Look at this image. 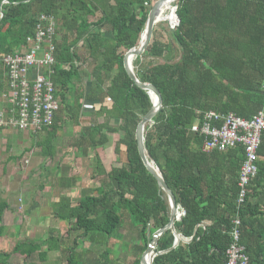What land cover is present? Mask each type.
<instances>
[{
	"label": "trees",
	"instance_id": "16d2710c",
	"mask_svg": "<svg viewBox=\"0 0 264 264\" xmlns=\"http://www.w3.org/2000/svg\"><path fill=\"white\" fill-rule=\"evenodd\" d=\"M154 1L0 0V55L13 54L25 46L26 38L34 34L39 15L52 16L56 23L52 40L55 62L50 79L60 108L53 125L43 130L44 139L37 142L41 156L54 157L53 141L62 114L79 127L75 139L78 149L95 152L107 145L109 135H118L113 151L117 157L124 154V163L108 172L95 154L92 178L101 179L76 205L64 193L71 188V179L60 178L64 195L60 194L52 205V216L68 223V233H75L67 249L66 264H125L117 259L119 253L109 247V240L122 239L124 213L134 237L131 246L121 247L131 251L133 260L129 264H140L154 232L168 223L167 200L142 165L135 141V129L151 102L123 68V56L138 45ZM175 6L178 25L168 31L169 41L157 39L152 32L142 54L163 62L149 61L134 71L141 83L151 84L160 93L162 107L152 125L144 129V146L184 211L174 224L184 241L172 248L173 234L164 231L155 249L164 253L156 256L152 264H226L235 214L240 219V244L249 264H264V133L258 149L261 159L257 175L238 207L242 148L223 154L211 152L209 157L214 162H210L199 152L202 137L191 131L202 113L209 110L250 119L261 108L264 0H177ZM91 17L97 19L90 21ZM174 51L179 57L176 63ZM83 77L89 79L86 91L80 85L74 88V82L80 84ZM81 101L99 107L86 110ZM92 117L97 123H91ZM82 118L90 120V124L80 126ZM227 163L236 172L224 191L221 187L225 171L220 172ZM7 208L6 201L0 200V238L4 237L2 215ZM204 220L211 221V225L204 231L196 229ZM48 231L50 235L43 241L24 239L10 251L0 250V264H8L13 255L20 253L27 258L37 254L45 261L49 252L63 249L62 239L52 236L53 230ZM79 238L91 247L79 249Z\"/></svg>",
	"mask_w": 264,
	"mask_h": 264
},
{
	"label": "rangeland",
	"instance_id": "374dc122",
	"mask_svg": "<svg viewBox=\"0 0 264 264\" xmlns=\"http://www.w3.org/2000/svg\"><path fill=\"white\" fill-rule=\"evenodd\" d=\"M154 2L149 6V10ZM176 2L172 3V7H176ZM96 19L97 17H91L90 21H95ZM170 30L171 23L169 22H160L153 27V32L156 33L157 39L164 42L169 41L168 31ZM136 59L132 62L133 71L145 67L149 61H161V59H151L142 55L138 57V60ZM88 81V77H83L80 84L75 82L74 85H78L77 87L80 85L82 90L86 91ZM86 104L84 102L82 105ZM88 105H93V109L99 107L96 104ZM106 105L110 106L108 100ZM90 120L92 124L97 123L93 117ZM90 120L83 118L82 122L90 124ZM75 131L77 129L72 121H69L68 125L63 126L54 143L56 155L52 159L44 158L40 154V147L37 142L44 139L45 134L43 132L30 133L24 144L14 141L0 147V200H5L10 205V209L5 211L2 217V224L5 230L4 237L0 238V250L10 251L16 242L24 239H39L43 241L50 235L48 229L53 230L52 236L56 237L58 235L63 243L61 246L63 249L57 252H49L44 259L45 261H41L37 254L27 258L23 253H20L13 255L8 264H66L67 249L72 245L75 233H68L69 225L67 222L57 221L54 217L49 218L51 217V210L53 211L52 205L51 207L49 205L59 200L60 194L63 193L59 188L62 185L59 178L67 176L76 181L77 179L80 180L77 184L74 180V188L64 192L65 194L67 193L70 203L76 205L79 197L83 194H89L94 187L98 186L101 179L92 178L95 174V154L98 155L107 172L112 167H120L124 163V154L121 153L117 157L113 151L114 145L119 139L118 135H109L110 140L107 145L98 148L96 153L85 148V151L80 156H76L75 144L72 143V139L70 140ZM14 132H21L20 137L24 140V134L22 133H26L25 131ZM121 149L123 148L121 147ZM26 150L27 153L25 152ZM55 168L57 170H54ZM52 169L53 171H51ZM48 175L53 180H48ZM49 181L51 183L54 182L55 185L48 192H45L43 188L48 186L47 183L51 184ZM83 189L85 190L81 191ZM122 220L123 227L120 230L122 239L109 240V247H111L113 252L119 253L117 259L120 262L129 264L133 260L131 251L121 246L124 244L131 246L134 235L125 213L122 216ZM78 243L79 249H89L91 247V245L80 238Z\"/></svg>",
	"mask_w": 264,
	"mask_h": 264
},
{
	"label": "built area",
	"instance_id": "2783aa9c",
	"mask_svg": "<svg viewBox=\"0 0 264 264\" xmlns=\"http://www.w3.org/2000/svg\"><path fill=\"white\" fill-rule=\"evenodd\" d=\"M144 5L148 6L147 3ZM177 25L175 18L171 29ZM55 31L54 18L41 14L36 19L34 34L26 38L25 46L13 54L0 55V132L9 130L37 134L53 125L54 116L60 108L55 97L56 88L50 79L55 62L52 42ZM191 131L202 137L203 152L242 148L244 158L237 177L236 201L240 207L258 171V149L264 133V102L250 119L231 113L206 112L200 123L191 127ZM183 215L184 211H181L180 218ZM230 238L226 264H249L245 248L240 244L238 216L232 220Z\"/></svg>",
	"mask_w": 264,
	"mask_h": 264
},
{
	"label": "water",
	"instance_id": "95a60500",
	"mask_svg": "<svg viewBox=\"0 0 264 264\" xmlns=\"http://www.w3.org/2000/svg\"><path fill=\"white\" fill-rule=\"evenodd\" d=\"M169 1L170 0H156L153 3L151 9L147 14L145 26L141 33L138 45L128 50L123 56V68L128 78L135 84L137 88L147 93L149 100L151 102V108L142 117V119L140 120V122L138 123L135 129V141H136L137 153L145 170L155 179L159 190L164 194V197L166 198L169 207V219L167 225L162 229H159L156 232H154V234L152 235V240L148 244L147 249L141 255L140 264H152L153 259L156 256L164 253V252L155 251L157 239L164 231L170 230L173 234L174 243L172 248H175L179 242L184 241L181 235H179L174 228L175 222H177L180 219V214H181L180 206L176 204L171 190L167 187L159 169L155 165L154 161L148 156L144 146V129L147 125H149L152 122L154 116L161 109L162 99L159 91L154 86H152L149 83H141L137 79L132 68V62L144 53L146 47L149 44L153 32V27L158 22V18L160 16L161 13L160 10L162 6ZM171 13L174 14L175 18L178 20V17L176 15V7L171 8Z\"/></svg>",
	"mask_w": 264,
	"mask_h": 264
},
{
	"label": "crops",
	"instance_id": "0c3cea01",
	"mask_svg": "<svg viewBox=\"0 0 264 264\" xmlns=\"http://www.w3.org/2000/svg\"><path fill=\"white\" fill-rule=\"evenodd\" d=\"M178 60H179V57H178V54H177V52L176 51H174L173 52V63H176V62H178ZM159 62H163L162 60L161 61H159ZM75 83V82H74ZM78 85H74V88L76 87V88H78L77 87ZM81 102H83V101H81ZM106 102V101H105ZM264 102V101H263ZM69 103L70 104H72V100L70 99L69 100ZM84 103V102H83ZM82 103V104H83ZM263 104V103H262ZM60 105V104H59ZM97 105V104H96ZM84 106V108L83 109H86V110H92L93 108H94V106L93 105H88V104H86V105H82V107ZM93 106V107H92ZM99 106V105H98ZM261 107H262V105H261ZM261 109V108H260ZM259 109V110H260ZM258 110V111H259ZM209 111H211V112H215V113H220V112H216V111H212V110H209ZM209 111H206V112H209ZM206 112H204V113H206ZM58 113V112H57ZM204 113H202V115H201V119H202V117H203V115H204ZM221 114H229V113H221ZM232 114V113H231ZM83 119V118H82ZM81 119V120H82ZM201 119H200V121H201ZM69 121L70 120H68V118L66 117V116H63V114H62V120H61V122H58L57 123V126L59 127V129L57 130V133H56V137H55V139H54V141H53V146H54V156L56 155V148H55V141H56V138L58 137V134H59V131L63 128V126H66V125H68V123H69ZM200 121H197V122H195L192 126H194V125H198L199 123H200ZM81 123H80V126H84V125H86L87 123H84V122H82V121H80ZM191 126V127H192ZM76 127V129H77V131H75V134L74 135H72V137L70 138V140L72 139V143H74L75 145H77V143L75 142V139H76V137H77V135H78V132H79V127H77V126H75ZM22 134H24V137H23V139L24 140H22V137H20V135H21V132H19V133H17V132H14V131H9V130H3V131H1L0 132V147L1 146H4L5 144H7V143H9V142H17V143H25V139L28 137V135H30V133H28V132H26V133H22ZM45 134V133H44ZM109 140H110V137H109ZM203 142V141H202ZM74 145V148H76V156H80L81 154H82V152L83 151H85V149L83 148V149H78L76 146ZM6 146V145H5ZM87 150V149H86ZM89 150V149H88ZM97 150V149H96ZM90 151V150H89ZM229 151V150H228ZM228 151H226V152H228ZM26 153H27V150L25 151ZM201 154H203V155H205V156H207L209 159V161L210 162H214L212 159H210V157H209V155H210V153L211 152H217V151H210V152H203L202 151V144H201V151H199ZM226 152H217V153H226ZM94 153H96V151L94 152ZM29 154H30V152H29ZM61 157H63V156H61ZM54 158V157H53ZM261 159V158H260ZM224 163V162H223ZM229 165V166H228ZM230 165H231V163H227V164H225V166L223 167V169H222V171L220 172V173H222V172H224V176H223V178H222V187H221V189L222 190H224V191H226L227 189V187L229 188V185H230V183L232 182V180H234V178H235V172H236V170L235 171H232L231 170V167H230ZM54 170H57L56 168L54 169ZM224 170V171H223ZM51 171H53V169L51 170ZM51 173V172H50ZM192 173L193 174H196V171L195 170H193L192 171ZM49 175H51V174H49ZM49 175H48V177H47V179L48 180H53L51 177H49ZM52 176H54L53 174H52ZM207 176L209 177V174H207ZM57 178V177H56ZM60 178H67V176H62V177H60ZM60 178H59V180H60ZM68 178H70V177H68ZM71 179V188L70 189H73L74 188V180L75 179H72V178H70ZM58 180V181H59ZM76 181V180H75ZM79 179H77V181H76V184L77 183H79ZM50 182V181H49ZM82 182V181H81ZM51 183V182H50ZM48 184V186H44V191L45 192H48L49 191V189L50 188H52L55 184H54V182H52L51 184H49V183H47ZM60 188V187H59ZM69 189V190H70ZM69 190H67V191H69ZM85 189H83V190H81V191H84ZM61 194H63V193H61ZM67 194V193H66ZM64 195V194H63ZM68 197V196H67ZM69 198V197H68ZM80 198V197H79ZM5 201V200H4ZM58 202V200L56 201V202H54V203H57ZM6 203H7V205H8V208H7V210L8 209H10V205H9V203L6 201ZM54 203H52V204H50L49 206L51 207V205H53ZM224 206V205H223ZM223 206H220L221 208L223 207ZM180 209H181V211H183V209L180 207ZM7 210H5V211H7ZM4 211V212H5ZM4 214V213H3ZM50 216L51 217H49L50 219L51 218H53V216H52V210H51V212H50ZM2 217H3V215H2ZM235 217H237V214H235V216H234V218ZM233 218V219H234ZM180 220V219H179ZM178 220V221H179ZM58 221V220H57ZM3 225V224H2ZM209 225H211V221H209V220H204L203 222H201L197 227H196V229H198V230H201V231H204ZM4 226V225H3ZM49 230V229H48ZM141 258V257H140Z\"/></svg>",
	"mask_w": 264,
	"mask_h": 264
},
{
	"label": "bare ground",
	"instance_id": "6f19581e",
	"mask_svg": "<svg viewBox=\"0 0 264 264\" xmlns=\"http://www.w3.org/2000/svg\"><path fill=\"white\" fill-rule=\"evenodd\" d=\"M174 2V0H170L169 2L165 3L161 10H160V16L158 18V22H171L173 23V21L175 20V16L174 14L171 13V8H172V3ZM156 23V24H157Z\"/></svg>",
	"mask_w": 264,
	"mask_h": 264
}]
</instances>
